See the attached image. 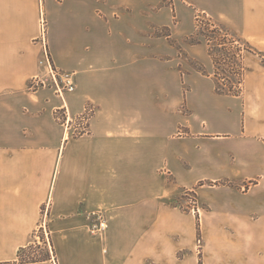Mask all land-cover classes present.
<instances>
[{"label":"crops","instance_id":"1","mask_svg":"<svg viewBox=\"0 0 264 264\" xmlns=\"http://www.w3.org/2000/svg\"><path fill=\"white\" fill-rule=\"evenodd\" d=\"M182 3L193 25L173 39L157 31L179 25L178 0H0V264H264V0ZM41 7L75 76L64 98L30 87ZM197 12L248 43L241 94L218 92L208 43L187 41ZM88 106L66 132L57 112ZM44 214L54 259L20 262Z\"/></svg>","mask_w":264,"mask_h":264},{"label":"rangeland","instance_id":"2","mask_svg":"<svg viewBox=\"0 0 264 264\" xmlns=\"http://www.w3.org/2000/svg\"><path fill=\"white\" fill-rule=\"evenodd\" d=\"M45 1H46V5L48 6V0H45ZM168 1L169 0H167V2ZM193 10H194L193 8H189V7L184 6L182 3V0H178V11L177 10L174 11V15L176 16V18L178 16V20H181L179 25L175 26V24L171 23L170 25L166 26L165 28L157 31V33L162 34V35L170 34V37H172V38L175 35L180 36L181 32L184 31L185 28L191 27L193 25L192 24V12H193ZM42 11L44 12V15H45V11L41 7L40 8V16H41ZM198 16H200L201 18L198 19L197 18ZM188 19H189V24H188ZM215 26H219L218 23H216L214 20H212V18L208 17L205 13H199V12L196 13V31H195L194 35L196 36L197 39L206 41L208 43L209 47H211V49L213 50V53L218 55L219 61H218V63L215 64L214 74L217 73L218 78H219V81H218L219 84L224 86V87H228L231 84H233L234 85L233 87L236 89H239V87H241V93H242L243 79H244V72H245L243 62L241 61L240 56H239L241 66H242V70L237 69V67L234 66V63L230 64V62L233 60L238 61V58L235 56H236V54L240 55L243 52V50L240 51L241 46H239L235 42L238 40L232 39V37H230L229 35H226L225 32L218 33L219 35L217 38L216 37L217 34H215L213 31L215 29ZM238 42H239V44L243 45V48L245 50L242 54H244L247 51L246 50L247 45L244 41H238ZM41 45H42V42H41ZM42 51H43V49H42ZM229 54H230L231 60H227V58L229 59ZM241 57L243 58V55H241ZM224 59H226L225 62H224ZM40 66H41V64H40ZM44 72H45L44 67H42L41 72L37 75L44 74ZM65 73H68V72H65ZM74 78H75V76H74ZM32 81H33V78L30 82L31 88H32V86H31ZM33 89H36V88L34 87ZM79 118H80L79 116L76 117V119H78V120H79ZM183 205L187 209L188 208L191 210H197L198 209L199 206L197 203V198H196L195 192H193V191L184 192V194H183ZM37 232H38V234L36 233V242L37 243L32 244L28 249H26V252H25L24 257H23L25 259L40 258V257L42 258L48 254H50L51 257L53 256L52 255L53 252L50 251V248L48 246L41 247L42 244H44V242L47 241L46 235L41 230H38ZM38 235H39V238L37 237ZM199 241H200L199 243L201 245V242H202L201 232L199 235ZM200 262H202V261H200Z\"/></svg>","mask_w":264,"mask_h":264},{"label":"built area","instance_id":"3","mask_svg":"<svg viewBox=\"0 0 264 264\" xmlns=\"http://www.w3.org/2000/svg\"><path fill=\"white\" fill-rule=\"evenodd\" d=\"M198 19L201 18L200 16L197 17ZM47 31H46V18L44 15V12H41L40 16V41L42 42V56L40 58V64L42 67H44V74L36 75L33 77L32 81V88H38L42 86H48L54 91L60 95L62 98L66 95L68 92H74L76 90V81L74 78V73H65L61 72L53 63L49 47H48V40H47ZM239 46H241V50L244 52L243 45L239 44L238 41H235ZM242 52V53H243ZM236 54L235 57L238 58V61H231L230 64L234 63V66L237 67V69L242 70L241 62L242 57L241 55L243 54ZM240 56V59H239ZM235 59V58H234ZM230 59V54H229V59ZM226 59H224V62ZM93 112V108L91 106H88L86 111L80 115L79 120L76 118H71V116L68 114L67 110L63 111H58L57 116L58 119L62 122V124L65 127L66 132H82L86 131L87 127L86 124L88 123L90 113ZM46 214V213H45ZM44 214V218L42 219L41 222V228L40 230L43 231V233L46 235V239L48 241V233L45 228L46 224V216ZM94 215L96 216V220L94 223L91 225V232L100 237H104L106 230L108 228V222L107 219L104 217V215L101 212H95ZM38 234V232H37ZM39 238V235L37 236ZM54 259V256H52ZM54 264L56 262L54 261Z\"/></svg>","mask_w":264,"mask_h":264},{"label":"trees","instance_id":"4","mask_svg":"<svg viewBox=\"0 0 264 264\" xmlns=\"http://www.w3.org/2000/svg\"><path fill=\"white\" fill-rule=\"evenodd\" d=\"M215 34H217V38H218V33H222V32H225L226 35H229L230 37H232V39L234 40H238V41H242L240 38L236 37L235 35L231 34L230 30L219 25V26H215V29L213 30ZM169 38H170V34H166ZM214 38V37H213ZM187 41L190 42V43H198L200 40L196 38L195 35H192V36H189L187 37ZM246 43V42H245ZM247 47H246V50H250V47L248 46V43H246ZM210 53L214 59V62L215 64L218 63L219 61V58H218V55H216L215 53H213V50L211 49L210 47ZM196 67L199 71H201L202 73H205V70L203 69L202 66L196 64ZM214 77H215V81H216V89L218 90V92L220 93H223V94H231V95H239L241 93V87H239V89H236L234 88L233 84H231L230 86L228 87H224L222 85L219 84V78H218V75L217 73L214 74ZM226 183V182H224ZM199 235H200V231H199ZM31 246V245H30ZM29 246V247H30ZM29 247L27 248H21L18 252V257H19V260L20 262H33V261H38V260H42V259H46L48 258V255H46L45 257H40V258H29V259H25L23 258L24 257V254L26 252V249H28ZM200 264H202V262H200Z\"/></svg>","mask_w":264,"mask_h":264}]
</instances>
